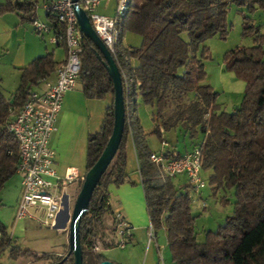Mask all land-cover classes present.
Returning a JSON list of instances; mask_svg holds the SVG:
<instances>
[{
    "label": "trees",
    "instance_id": "16d2710c",
    "mask_svg": "<svg viewBox=\"0 0 264 264\" xmlns=\"http://www.w3.org/2000/svg\"><path fill=\"white\" fill-rule=\"evenodd\" d=\"M257 1L264 6V0H130L118 23L120 37L113 54L123 77L125 130L82 218L84 264H100L108 259L94 250V235L104 223L105 214L112 221L114 218L109 186L136 184L127 172L130 137L139 160L150 221L155 230L165 229L172 264H264V34L256 35L253 45L237 46L225 54L226 69L245 82L243 99L231 112L222 110L218 92L205 82L204 59L209 57V48L203 45L214 35L227 37L232 3L253 10ZM6 12H19L30 21L37 16L29 0H7L0 4V14ZM46 18L53 20L55 30H63L64 26L50 14ZM254 30L250 17L245 16L243 34ZM127 32L140 35L142 43L126 47L123 40ZM99 52L83 34L79 83L84 96L90 99L114 95L113 80ZM132 59L139 61L136 67L131 65ZM59 64L53 52L37 56L20 68L19 86L8 97L2 91L0 77V192L17 173L20 159L18 141L7 128L9 108H21L30 91L50 79ZM139 97L154 107L153 134L158 138L162 139L164 131L178 127L189 131L192 139L203 136L193 147L202 149L201 172L211 171L209 184L214 195L221 189H235L233 213L216 230L206 231L202 242L198 241L195 226L198 215L192 210L191 191L195 189L185 175L175 176L186 177L184 188H179L175 177L162 175L151 160L153 150L138 116ZM113 126L114 104L107 108L100 131L88 137L86 171L103 153ZM175 153L182 154L176 150H167L166 154ZM202 189L195 192L200 194ZM0 229V248L9 249L12 258H30L35 264H75L73 254H38L21 248L1 220ZM112 235L111 241H103L104 248L116 246L113 229Z\"/></svg>",
    "mask_w": 264,
    "mask_h": 264
},
{
    "label": "built area",
    "instance_id": "2783aa9c",
    "mask_svg": "<svg viewBox=\"0 0 264 264\" xmlns=\"http://www.w3.org/2000/svg\"><path fill=\"white\" fill-rule=\"evenodd\" d=\"M35 10L43 9L56 19L63 30H55L53 20L41 19L39 15L31 21L34 31L45 36L50 35V42L62 45L66 50V58L55 72V80L46 81V89H33L23 106L19 109L10 106L11 120L7 124L8 130L15 136L19 145V163L17 173L22 176V195L19 200L16 218L28 219L41 226L65 229L60 225L65 211L66 200L71 197L69 186L75 181H84L85 175H80L75 169L60 176L55 168L56 151L51 146L52 134L57 130L56 122L62 109L64 96L74 90L79 84L81 71V57L83 33L81 32L75 13L74 0H29ZM101 0H79V5L86 11L92 25L112 54L116 52L120 31L119 20L124 16L130 0H117L115 14L107 16L98 12ZM164 145H167L163 142ZM167 150H156L151 153V160L158 166L162 175L175 177L185 175L199 192L207 185L201 175L202 149L194 146L180 156L176 153L167 156ZM71 216L66 225L70 224ZM116 235V246L125 247L132 237V227L122 216L121 212H114L112 221ZM106 231L99 229L94 235V250L103 249ZM149 242L156 240L155 229L150 224ZM3 232L0 229V243ZM2 249L0 248V254ZM161 261L164 262L163 257Z\"/></svg>",
    "mask_w": 264,
    "mask_h": 264
},
{
    "label": "crops",
    "instance_id": "0c3cea01",
    "mask_svg": "<svg viewBox=\"0 0 264 264\" xmlns=\"http://www.w3.org/2000/svg\"><path fill=\"white\" fill-rule=\"evenodd\" d=\"M6 2L7 0H0V4H5ZM113 8L114 6L111 0H101L98 6V12L100 11L99 13L107 16H113L115 14V9ZM40 36L44 38L46 37V35ZM40 36L34 31L31 21L23 18L19 12H6L0 14V77L2 78V88L3 80L6 75H13L17 79L19 78L20 83V68L26 66L37 56L43 55L47 52H53L55 60L58 63L65 60L66 50L64 46L50 42L53 46L62 47L61 50H57L54 47L50 51L49 47L44 44V41ZM141 43V36L138 38L134 36L132 38V36L128 34L123 40V44L126 47L139 46ZM138 64L139 61L137 59L131 60V65L133 67H136ZM55 78L56 75L54 74L48 80H55ZM48 80L40 83L35 89L40 91L45 90L46 81ZM138 101V116L141 121L140 111L143 109L142 105L147 104H142L143 101L141 97L138 98ZM113 102L114 95L111 93L101 99L86 98L80 83L74 90L68 91L65 94L63 106L56 122L57 130L52 134L50 140L51 146L56 151L55 168L60 176H65L67 172L72 169H75L82 176L86 174L88 137L90 134L100 131L107 108L112 106ZM151 107L153 112L149 113L153 114L152 122L154 130L156 127V123L153 119L154 107ZM180 128L182 127L167 132L164 131L162 139L159 138L161 140V146L158 150H176L184 153L186 150L191 149L194 144L203 139V136L201 135L198 139H192L190 137L187 139L185 131L182 139L183 148H181L180 139L178 138ZM146 136L149 142L148 133H146ZM163 142L167 145H164ZM150 147L153 151H156L151 144ZM127 154V172L136 184L128 182L121 184L120 186L111 184L109 186V191L115 194L114 197L116 200L112 201L110 199L111 208L114 212H121L122 216L129 222L132 227V237L125 247L122 248L115 246L117 249H120V251L114 254H108L106 256L104 252H107L109 248L104 247L99 253L104 254L106 258L119 264H172L171 253L167 244L168 242H166L165 245H160L158 236H156L157 238L155 241L149 242L148 232L151 224L150 218L148 219L144 212H142V216L140 217V211L144 209L146 199L139 171V160L132 137L128 140ZM209 172L211 173V171ZM179 177L186 179L184 176ZM177 180H175V182ZM21 181L22 179L20 180V186L16 194L15 213L22 195ZM109 220H111L110 217ZM14 227H16V229ZM14 227L13 236L16 240V245H19L23 249H30L38 254L46 253L37 251L22 242V238H24L27 233L25 221L15 220ZM4 250L5 249H3L2 252ZM62 252L63 250L52 251L50 253L61 255ZM161 257H163L164 262L161 261ZM16 261H18L17 264L34 263L30 258L26 257L17 258Z\"/></svg>",
    "mask_w": 264,
    "mask_h": 264
},
{
    "label": "rangeland",
    "instance_id": "374dc122",
    "mask_svg": "<svg viewBox=\"0 0 264 264\" xmlns=\"http://www.w3.org/2000/svg\"><path fill=\"white\" fill-rule=\"evenodd\" d=\"M115 9L117 5V0H111ZM115 11V10H114ZM100 12V11H99ZM38 15L41 19H45V11L43 9H39ZM250 17L251 24L255 26V30L247 35L243 34V21L244 17ZM228 21H229V33L226 38H221L219 35H214L205 40L203 45H206L209 48V57L204 59L207 77L205 82L211 84L213 88L218 92V103L221 104L222 110L231 112L237 107L244 95L245 91V82L238 78L234 72L226 69L225 66V54L227 51L237 47V46H251L255 43V36L258 34H264V6L257 1L254 3V9H250L247 5H238L237 3H232L229 7L228 12ZM136 36L137 38L140 36L133 32H127L126 35ZM40 36V34H39ZM41 37V36H40ZM185 38H188V35L184 34ZM50 51L55 47L57 50H61L60 47L53 46L50 43L49 35L46 37H41ZM202 45V46H203ZM19 85V78L17 79L13 75H6L3 80V93L8 97L11 93L16 89ZM144 104V103H142ZM143 109L140 111L142 126H144V130L148 133L149 142L151 146L158 150L161 146V140L157 137V135L153 134V122H152V107L150 105H142ZM145 108V109H144ZM151 112V113H149ZM186 130L184 128H180L179 139L181 143V148H183V137L184 132ZM186 137H190L189 131H186ZM200 138V136L198 137ZM197 138V139H198ZM177 141V140H175ZM179 144V143H178ZM202 177L207 181V186L202 189L199 193L195 191H191V195L193 197L192 210L194 215H198L195 226L197 231L198 241L205 240V233L208 230H216L219 225L225 222V219L228 215L233 213L234 202L236 200L235 189L224 190L221 189L217 195L212 193V188L209 184V176L210 172L208 170H202ZM22 176L19 173H16L13 177H11L4 189L0 192V220L6 226V231L9 236L13 238L14 241V232L13 227L15 220H23L16 219L15 213V201L16 194L18 192L20 186V180ZM178 179V180H177ZM179 188H184L187 183L184 178L175 177L174 181ZM83 185L81 181H75L69 186V192H71V197L69 200H66L65 211L62 214L61 224L62 226H66V229H58V228H50L46 226H41L34 221L31 220H23L26 222L27 233L24 238H22V242L24 244L29 245L31 248L50 253L52 251H60L63 250L61 255H67L69 251V224L66 225V221L69 216L72 215L76 198L80 192V189ZM111 193L110 199L112 201H116L114 197V193ZM228 200H227V199ZM226 202V203H225ZM147 206L144 205V209L140 211V217L142 216V212L146 213V216L149 217ZM105 220L101 227L106 231L104 238H111L112 236V221L109 220V214H105ZM98 227V229H99ZM16 229V227H14ZM159 238L160 245H165L166 233L164 228H159L155 230ZM114 236V235H113ZM168 244V243H167ZM120 251L117 247L109 248L107 252L104 254L107 256L108 254H114ZM15 258H12L9 253V249H5L0 256V264H17ZM35 264V263H33Z\"/></svg>",
    "mask_w": 264,
    "mask_h": 264
},
{
    "label": "water",
    "instance_id": "95a60500",
    "mask_svg": "<svg viewBox=\"0 0 264 264\" xmlns=\"http://www.w3.org/2000/svg\"><path fill=\"white\" fill-rule=\"evenodd\" d=\"M75 2V13L77 16L81 32L91 39L99 49L98 57L103 60L114 84V126L109 141L97 160V162L86 172L83 185L76 198L74 209L69 224V251L66 257L73 254L75 264H84L83 250L81 245V222L84 214L88 211L90 201L94 191L100 182L103 174L107 170L111 161L115 157L121 144L126 122V100L124 95L122 71L118 66L113 54L107 45L94 29L90 17L79 5V0ZM100 264H119L110 259L103 260Z\"/></svg>",
    "mask_w": 264,
    "mask_h": 264
}]
</instances>
